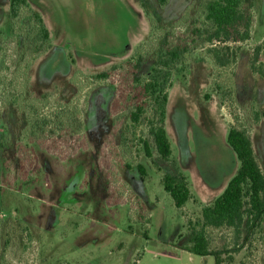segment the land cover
I'll return each instance as SVG.
<instances>
[{"label": "rangeland", "instance_id": "374dc122", "mask_svg": "<svg viewBox=\"0 0 264 264\" xmlns=\"http://www.w3.org/2000/svg\"><path fill=\"white\" fill-rule=\"evenodd\" d=\"M26 1L52 37L50 51L32 63L31 91L50 96V106L67 102L75 92L69 79L77 73V80L89 86L77 102L87 147L61 159L34 146L38 166L20 177L15 144L23 115L3 101L17 67L33 55L16 33L21 27L30 29L31 20L21 13L11 24L8 0H0V136L8 138L0 146V264H214L210 256L183 250L188 246L187 223L200 220L201 208L223 191L238 168L225 142L230 125L247 130L264 175V120L253 119L255 112L264 111V79L248 67L253 47L264 40V0L252 1L251 36L241 44L237 63L220 70H214L206 55L207 44L189 42L192 21L206 6L201 0H169L161 10L156 0ZM143 1L160 29L155 34L142 13ZM177 22L181 25L165 31ZM162 33L190 45L168 90L165 130L172 153L168 160L160 158L144 122L136 134L149 144L151 158L130 133L131 151L125 155L119 138L129 125L130 110L113 120L109 104L114 86L87 77L124 62L141 43L139 74L147 73ZM260 60L264 63V56ZM213 81L229 94L222 106ZM128 159L130 169L123 165ZM136 164L145 169L143 179ZM165 173L186 177L190 199L184 207L176 208L163 190ZM142 226L146 240L140 235ZM23 229L30 234L28 246ZM207 237L211 250H223L222 264H264V222L242 227L239 234L209 229Z\"/></svg>", "mask_w": 264, "mask_h": 264}, {"label": "trees", "instance_id": "16d2710c", "mask_svg": "<svg viewBox=\"0 0 264 264\" xmlns=\"http://www.w3.org/2000/svg\"><path fill=\"white\" fill-rule=\"evenodd\" d=\"M168 1L156 0L157 8L163 9ZM252 1L201 0L206 6L192 21L188 31L191 37L189 42L194 44L202 41L208 45L205 53L211 60L214 70L231 68L237 63L241 44L247 42L251 36L254 22ZM141 9L148 20L150 33L159 32L160 29L146 9L144 1L141 2ZM21 13L30 18L31 25L30 29L21 27L16 33L21 35L25 46L34 51L12 75L3 102L23 115V128L15 144V152L20 177L24 178L28 170H34L38 166L34 146L61 159L79 149H86L81 124L82 112L77 102L84 89L89 86H83L76 78L77 73H74L69 83L75 88V92L69 101L56 102L50 106V96L37 97L33 94L29 73L32 63L50 49L49 33L43 19L34 12L26 0H8L7 15L11 24ZM178 25L181 24L174 23L165 31H173ZM160 39L162 43L154 47L153 65L147 73L139 74L145 46L141 43L127 60L113 64L108 69L87 77V80L94 83L108 82L114 86L109 104V115L112 119L119 112L130 110L127 115L129 125L124 128L119 138L120 151L123 154L129 155L131 151L128 145L130 141L126 135L130 133L132 139H136V143L140 145L144 156L151 158L149 144L136 134L145 122L157 154L162 160H168L172 153L165 130L168 90L171 88V77L178 67L183 66L184 56L190 50V45L171 38L169 34L162 33ZM261 56H264V40L253 47L248 63L250 72L264 79V63L260 60ZM212 88L219 105L222 106L228 93L222 84L214 81ZM86 98L87 94L84 99ZM233 100L231 97L232 103ZM232 114L234 120H237L235 109H232ZM253 119L255 123L260 119L264 120V111L260 114L255 112ZM23 139L26 140L25 143ZM6 142L8 138L1 135L0 146ZM225 142L234 154L238 168L223 191L211 203L201 208L200 220L196 223H187L189 236L185 250L192 256H210L214 264H222L220 255L223 250L210 249L207 237L209 229L226 228L234 234H239L242 227L251 229L264 222V175L257 164L247 130L243 126L230 125ZM123 165L130 169L133 162L128 159ZM136 170L143 179L144 167L136 164ZM161 185L178 209L184 207L190 199L188 182L182 174H163ZM141 222L145 223L143 219ZM23 230L28 246L31 241L30 234L27 229ZM233 252H237V249Z\"/></svg>", "mask_w": 264, "mask_h": 264}, {"label": "crops", "instance_id": "0c3cea01", "mask_svg": "<svg viewBox=\"0 0 264 264\" xmlns=\"http://www.w3.org/2000/svg\"><path fill=\"white\" fill-rule=\"evenodd\" d=\"M43 21H44V20H43ZM46 27H47V26H46ZM47 30H48V33H49L50 49H51V42H52L51 40H52V37H51V33H50V31H49L48 28H47ZM50 49L48 50V52L50 51ZM48 52H47V53H48ZM47 53H46V54H47ZM46 54H45V55H46ZM45 55H44V56H45ZM42 57H43V56H42ZM128 226H129V225H128ZM146 226H148V224H146ZM145 228H146V227H145ZM142 229H143V230H142ZM141 230H142V232H141L140 235H141L142 238H144V239L146 240V239H147V237H146V233H147V231H146V229H144V226H142ZM127 232L130 233V234H132V233H133V232H132V227H127ZM136 235H138V234H136ZM179 235H180V234H179ZM121 245H122V244H121ZM178 247H179V246H178ZM120 248H122V247H120ZM179 248H180V247H179ZM181 250H182V249H181ZM183 250H185V248H184ZM185 251H186V250H185ZM186 252H187V251H186ZM189 254H190V253H189ZM190 255H191V254H190ZM139 259H140V258H139Z\"/></svg>", "mask_w": 264, "mask_h": 264}]
</instances>
